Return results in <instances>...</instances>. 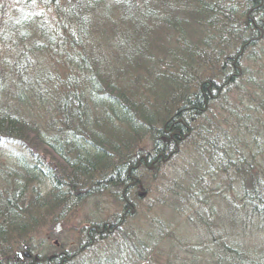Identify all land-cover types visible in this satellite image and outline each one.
Wrapping results in <instances>:
<instances>
[{"label":"trees","instance_id":"16d2710c","mask_svg":"<svg viewBox=\"0 0 264 264\" xmlns=\"http://www.w3.org/2000/svg\"><path fill=\"white\" fill-rule=\"evenodd\" d=\"M8 1L10 2L11 0ZM116 1L119 3V5H117L115 2L112 7H101L103 10H105L104 14H106V17L101 18V20L109 21L112 20L111 17L113 16L115 20L113 23L118 24L119 29H117L116 32L114 29V33L112 34L114 36L110 43H103L102 45L100 44V46L110 51L111 55L113 51H115L118 55L117 58L120 59V61L125 65L122 67L111 66L110 64L103 66L102 60L101 62L99 60L102 58L109 63L110 61L108 60L107 56L100 52L99 49L96 51L97 56L93 55L95 52H88L84 49L89 43V39L87 38L89 37L88 33L91 30L90 28L85 27L83 22H81L80 17L82 12L84 9L88 10L90 8H92L91 11L95 10L96 7L98 8L102 3H105V0H85L84 3L79 1L69 5L64 9L57 6L55 8L58 16L56 20L57 25H54L53 28L42 22L39 18V15L37 14H32L28 19L24 18L25 15H21L20 18L16 20V25L19 27L16 25H10V27H8L7 23H3V25L0 26V29L4 28L2 34V39L4 41L9 42L10 40H13L15 43L22 41V45L27 41L30 42V44L27 42L24 46L30 52V54L32 51L33 54L34 52L39 53L38 51L41 48L48 47V45L52 43V39H56V43L60 45V50L56 49L54 52H59V61L64 60L62 66L65 67V72L67 75L58 77L59 80L54 84V87L56 88L61 85L62 88H66V91H64L65 96L62 97V100L64 98H69V100L63 104H60L61 102H57V106L62 105V107L58 106V111L64 109L66 110V106L70 104L76 105V101H78L77 105H83L84 96L87 95L86 107L83 108V106H78V108L80 112L81 109L87 110L88 115L92 117H89V122L88 124L84 125L85 128L83 130H76L72 132L69 131L68 137H47L48 140L46 139L45 143H43L47 145V149L45 150L54 154L52 157L58 162V173L52 169H40V167L44 165L40 162V157L37 154L33 156L32 160L35 164V169L32 167L33 165L29 166L24 159L19 160V158L15 165L9 167L8 171L10 172L8 179H11L16 189L14 190V188H12L10 190V196L7 192L0 193L1 244L6 242L5 237H7V235L13 236L14 234H19L21 236L23 233H26L33 222V215L36 211L40 212V210L43 209L44 212V210L49 205L51 209L55 207L58 210L59 208L62 209L69 206V204L71 206V204H77L78 202L83 203L85 198L90 200V198L95 196V192L99 193L104 187L119 191V198L128 210L130 208L129 206L132 205L131 200L129 199L130 195L132 194H130L132 189L131 186L137 180V177L141 176L138 167L143 166L142 168H144L153 164L150 162L153 160L152 156L147 157V160L146 156L142 152L140 153L134 151V143L137 140L136 135L141 136L144 134H149L151 135L152 140L156 142L160 140V138H157V136L159 134L165 133L166 131L170 133L171 137L172 134L175 133L181 134L180 129H183V127L175 125V122L177 121L173 117L175 113H183L182 116L184 115V117H187L188 119L187 125L189 123L191 126H200V124L197 125L196 123H198V118L201 116V111L204 110V107L209 103V105H212L214 99L211 100V96L216 98L220 92V86H218L219 79L222 81L223 78V82H226L227 80V83L234 79L235 82L233 84L235 85L237 82L236 78L238 77L242 83H248L250 88L254 86L253 89H256V91L257 89H261L257 95H255L256 92L253 91L254 94H249L245 96V98L249 96L248 98L250 101H254L256 97L262 98L261 103L256 104L254 107H251V109H255L258 112L259 110L260 112H263L264 110V85L262 83L260 84L259 82H256L255 79H251L253 76H250V74L239 73L237 69H235L238 67L237 61H235V64L232 62V66L230 67L231 72H228L227 67L224 66L219 68V76L214 75V71H212L210 74V77H212L211 81H204L203 78L202 81H200L198 78L199 67H197L196 61L194 59L196 55L195 49L197 48V42H200L201 38L197 37V40L189 42L190 39L188 38H191L192 30H197V32H199L198 30H200V28H196L201 27L202 29L207 27L210 29L214 40L216 37L225 41L227 37V40H229L230 37L235 35L240 36L242 39L245 38L244 35L246 33H237L229 28L231 27L230 24H233V15L231 12L227 13V11L223 9V5L220 6L221 2L226 4V0H185V2L181 3L177 0H171V2H167L166 0L162 2V0H158V2L160 1V8H154V10L151 6H146L147 0H143L144 2L139 0ZM163 3L164 7H161V4ZM227 4L231 5L230 3ZM232 4L233 8H237V5L234 3V1H232ZM254 4L256 7L255 9H258V11L260 9L261 12L259 13L263 16H258V18L260 17V19L264 20V7L262 0L255 1ZM140 5L143 6V9L139 12L140 9L138 10V8ZM2 8L3 7H1V9ZM164 8H166V12L164 11ZM206 8L214 9V17L212 19L205 18ZM158 13H160V15ZM153 14L155 17H153ZM234 16L236 17L237 15L234 14ZM138 17L140 19H138ZM32 21L33 23H30ZM138 21H140L139 25ZM28 23L32 24L33 26L29 27ZM152 24L153 26H150ZM162 25L164 28L159 29L163 33L160 38L162 45L166 46L167 54H165L169 60L168 67H165L164 71L156 70L158 64L161 63L158 59L161 53L158 45L159 38L156 35L158 34V31H155V27ZM68 28L71 29L69 33H67ZM260 29L264 30V27H261ZM83 30L85 34L81 32ZM80 36V39L84 41V44H78L82 47L78 46L76 43V39H78ZM222 36H225V38ZM117 37L120 39L115 41L114 38L117 39ZM152 37L154 40L148 43L149 39ZM185 38L188 40V42L185 40ZM133 39L134 41L131 42L130 40ZM191 39L194 40V38ZM128 41H130V45L128 44ZM201 42L203 43V40ZM68 44L71 45L70 51L68 49ZM203 44L205 46L214 45L213 43L209 45L205 43ZM216 47L218 48V46ZM230 47L232 49L231 52H233L236 57L239 56V47L237 48V46L234 45H230ZM220 52L221 50L218 48V52L212 53L213 58H215V54L216 57L224 58V55H222ZM100 54H103V57H99ZM125 56L127 57L125 58ZM114 58L116 57L113 54V60ZM25 60L26 59L23 54L21 57H18L16 59L18 67L21 62L24 64L26 62ZM5 61L6 62L2 63L3 68L8 67L10 64V61ZM31 64H33V62ZM173 67H175V69H173ZM164 72L167 73L164 74ZM1 73L3 75V72ZM47 75L48 74L42 75L40 77L41 79L39 80H27L25 83L33 81L38 83L43 79L47 80ZM120 76L122 77L121 82ZM215 77L218 80V84L214 81ZM248 77L252 81L247 80ZM0 78H2L0 80L2 82L0 83V88L2 91H0V142H3L4 139L11 141L16 140L18 143L23 142L22 138L19 136L20 132L18 129L21 127L27 128L26 130H30L31 132V130L39 128L38 121L35 118H30L29 120L32 122L31 125L26 121L24 122L23 118L20 116V112L8 110V106L6 105L9 96L8 88L11 86V89H13L14 86L8 82L10 80L6 79L5 75ZM153 80L156 82L161 81V83H163L162 87L160 86V91H157L159 89H154L156 84ZM123 81L126 83L124 84ZM197 85L201 86L202 89H199L198 91V88L196 87ZM140 86H142V91H146L148 93L145 94V99H138L137 94H134L135 92H133V89H131L132 87L137 89ZM27 91L29 90H17L15 94L12 95L11 93V96L15 100L24 99V102H28L29 104V102L31 103V98L33 97L28 96ZM142 91L141 93L143 95ZM17 97L18 99H16ZM251 97H254L255 99L252 98L251 100ZM152 98L154 100H152ZM248 98L247 100H249ZM144 102H148L147 106L149 104V107L151 108L144 107ZM35 104L37 105V103ZM215 105H217V103H215ZM33 106L34 104H30L26 111H31ZM78 108L76 109L78 110ZM137 112L142 114L143 117L136 115ZM239 114L240 109L239 111L237 110L236 114H234L235 120L240 117ZM256 116L257 115H255V117ZM192 118L193 120L190 121ZM146 120L150 121V125H148V127H151V129L148 130L149 132L147 131V125L142 128L144 130L140 129L141 126H143L142 123H146ZM159 120L161 121V124H165L166 129L163 127L161 128L162 125L160 127L157 126ZM116 124L118 126L125 124V128H127L130 132L131 136L126 137V142L124 143H120L116 139L111 140L106 138L104 129L108 126L112 127ZM245 124L246 127L249 126V131H244L243 134L238 135L234 139H229L227 135L226 137L228 140H226L224 143H214L210 140L208 141L206 135L208 136L211 134V137L213 138L218 137L214 131L212 133L205 132L204 134L201 133V135L199 134L194 136L193 138L196 139L198 144L196 147H194L191 146L190 143V147L192 148L191 150L194 154L196 152L197 154H200L201 152L202 156H200L201 161H199V166H204V168L198 171L202 172L199 175L195 174L196 170L192 169L188 162L185 161L181 166L174 167L181 168L177 174L176 171L178 168L174 172H172L170 168L171 174L166 176H170L169 180L172 181V178H174L176 174V176L179 177V182L177 183L178 187L176 186V189L172 190L169 186V180L166 181V185L164 184L166 186L164 189L166 195L164 199H161L164 206H176V200L173 197L181 196V199L189 202L188 205L191 209L194 208V205L203 208L209 207L214 213H217V220L215 221L209 218L207 219V217H203L204 215L201 213L202 209L197 208L199 215L196 214L198 219L199 216L200 218L203 217L201 223L206 221V223L203 225L205 226L204 230H213L220 234L214 235V243L216 248H210L213 251L217 249L219 245L222 249V254L213 252L216 254V264H264V251H261L259 255H257L254 250H249L248 253H246L247 250L242 247L238 241L237 246H235L238 251L229 248V243L234 241L236 236L226 232L229 231L230 227L235 229L234 224L236 221H239L242 225V232H244L245 235L250 234V225L248 224L251 223L255 225L253 228L254 232L251 230V236L257 239L261 237L262 233L256 231V228L260 224L264 225V177H260L259 175V170L261 168L257 171L255 170V150H257L259 147L258 145H255V148L251 149L252 145H247L249 138L252 140L251 137L257 138L255 141L252 140L254 141L253 144L259 142L260 140L264 145V120L261 121L258 119V117H251L246 120ZM173 125L174 130L171 133L169 129ZM94 127L96 128V131ZM232 130L235 133L238 131V129H235V127ZM187 140L190 139L183 140L182 143H185ZM172 141L173 142L171 144H175V140H173V138ZM240 143L241 147H238ZM32 148L37 147H34L33 145L30 146L29 149L31 151H35ZM113 149H118V151L122 152L121 155L126 152L127 156L124 158V160L120 161L119 166L117 165L114 168H111L114 171L113 173L115 176L108 175L102 180L100 184L96 185L98 186L97 191L93 190V193H85V190L77 187L76 184H70V186H68V188L65 190H71L73 194L80 193L83 195H80L79 198L73 200L71 198L73 195H68L67 192L63 193L65 196L54 195V198L51 200L49 205L46 199H44L46 200L45 202L37 203L32 199L33 197L31 195L24 197L28 191L27 189L25 190V187L29 181L32 183L35 181H41L44 183L43 180L50 179L53 182L54 180L59 182L56 178L59 173L62 175V177H65L69 171L72 172L74 177H78L79 175L85 176V173L89 171L95 172L101 168H109L111 163L109 161L110 154L107 153V150L110 151ZM237 149H239V151ZM163 152L168 153V151H164V149ZM163 152H159L156 148L152 155H155V158H158ZM140 155H144V157H141ZM40 163L42 164L41 166L39 165ZM261 171V173H263L264 169ZM218 174H220V176L222 174L229 175L228 178L232 183L230 186L226 187L225 190L220 187L222 194L216 191V189H220L216 187L215 184ZM109 178H112V180L108 181ZM59 180L61 183L64 182L61 178H59ZM69 180L72 181L70 178ZM237 180H242L240 183L243 185L241 186L242 192L233 194L235 192L233 183ZM114 181L117 182V184ZM256 182L258 183L259 187H255ZM199 187L200 189H198ZM32 189L35 191L34 194L36 195L38 191L34 186L31 187V190ZM78 189L83 191L79 192ZM86 190L90 189L86 188ZM198 191H201L202 193L207 191L208 195H205L206 205L202 201H200V204L198 205L195 201L190 200L191 195L196 196L199 194ZM21 196H23V198ZM215 197H218L221 201L227 204V210H231L229 215L226 214L224 217L221 215V213H218V210H221V205L215 201ZM67 201H69L68 205ZM168 201L170 202L168 203ZM260 208H263L261 212L259 211ZM218 220H221V223L227 226L228 229L225 231H218L217 228L219 227L216 228L214 225L219 224L217 223ZM102 232V229L96 227L93 228V231H88L87 235L89 238H91V236L93 237L95 234L99 235ZM225 241H229L227 247L224 245ZM96 243H98V239L94 242V244ZM203 248L204 247H200L199 251H202ZM210 249L208 248L205 250L207 254L210 252ZM62 251L63 250H61V252ZM59 254L60 252H56V254L53 253L49 256L47 255L48 257L44 255L43 261L39 260V264H62L63 262L66 263L70 260L65 259V254H67L66 252L61 256ZM56 259L58 261H56ZM180 262L181 260L178 262V264ZM80 263L83 264L82 261H80ZM119 263L120 262L118 261V264ZM0 264H11L10 258L8 260L6 259L4 262L0 261Z\"/></svg>","mask_w":264,"mask_h":264},{"label":"rangeland","instance_id":"374dc122","mask_svg":"<svg viewBox=\"0 0 264 264\" xmlns=\"http://www.w3.org/2000/svg\"><path fill=\"white\" fill-rule=\"evenodd\" d=\"M79 1L83 3L85 2V0H53V3L52 0H11L10 2L8 0H0V26L3 25V23H7V26L10 27V25H16V20L20 18L21 15H25L24 18L28 19L32 14H37L42 22L53 28L54 25H57L56 20L58 17L55 8L59 6L64 9ZM139 1L144 2L143 0ZM166 1L171 2V0ZM177 1L180 3L185 2V0ZM232 1H234L237 5V8H233ZM255 1L258 0H226V4L221 2L220 6L223 5V9L226 11L230 8L228 10L229 12L236 13L237 16L232 19V23L234 26L243 27L246 22L251 21V19L254 20L255 18H258V16L263 17L259 13L261 12L260 9L259 11L258 9H255ZM115 2L119 5L116 0H105V3H102L98 8L95 6L97 9L95 8L93 11H91L92 8L83 10L80 17L81 22H83L85 27H88L91 30L89 31V37L87 38L89 39V43L87 44L88 46L86 45V47L83 48L88 52H95L93 53L95 56H97L96 51L99 49L100 52L107 56L110 61L109 63L102 58L99 60L100 62L102 60L103 66L110 64L111 66L122 67L125 65L117 58L118 55L115 51H113L111 55L110 51L100 46V44L102 45L103 43H110L114 36L112 35L114 33V29L115 32L119 29V25L113 23L115 21L113 16L111 17L112 20H101V18L106 17V14H104L105 10L102 9L103 6L112 7ZM159 2L158 0H147L146 6H151L154 10V8H160ZM162 2H164V0H162ZM227 3H230L231 5H228ZM262 3L264 7V0H262ZM1 7L3 8L1 9ZM161 7H164V3L161 4ZM142 9L143 6L140 5L138 8L139 12ZM165 9L166 8H164V11ZM158 14L160 15V13ZM153 17H155L154 14ZM138 19L140 18L138 17ZM30 23H33V21ZM139 23L140 21H138V25ZM16 26L19 27L18 25ZM28 26L32 27L33 25L29 24ZM150 26H153V24ZM163 28V25L155 27V31H158V34L156 35L159 38L158 45L161 53L158 58L161 63L158 64L156 70L161 71H164V68L168 67L169 64L168 57L166 56V46L162 45L160 38L163 33L159 29ZM199 28L201 31L198 30L199 32H197V30H192L191 32V38H194V40L191 38L188 39H190L189 42H192L197 40V37L201 38L200 42H197V48L195 49L196 55L194 59L197 67H199L198 78L200 81H202V78L204 81H211L212 77H210V74L212 71H214V75L219 76V68L221 66L227 67L228 72H231L230 67L232 66V62L235 64V61H237L239 68L237 67L235 69H237L239 73L250 74V76H253L251 79H255L256 82L264 85V30L261 29V32L259 31L255 34H252L250 29L245 30L246 34H249L248 39H252L253 41L254 39H257L258 44L255 47L252 46L248 50L243 51L240 57H236L233 52H231L232 49L230 45L237 46L238 48L239 43L243 40L240 36L236 37V40H233V37H230L229 40H227V37L225 41L221 38L215 37L214 40L209 28L205 27L201 29V27H198L196 29ZM3 30L4 28L0 29V77L5 75V78L10 80L8 82L14 86L13 89H11V86L8 88L9 96L6 103L8 106L7 108L9 111L20 112V116L23 120H28L30 118L37 119L39 125V128L31 130V132L30 130H26L27 128L21 127L18 129L20 132L19 136L22 138L23 142L18 143L16 140L11 141L4 139V146H0V193L7 192L10 196V190L12 187L7 186L3 179L9 167L15 165L18 158L19 160L24 159L27 165H33L32 167L34 168L35 164L32 160L33 156L37 154L40 157V162L44 165L41 166L42 164L40 163V169H52L58 173V162L52 157L54 154L45 150L47 149V145L43 143H45L46 139L48 140L47 137H68L69 131L83 130L85 128L84 125L89 122V117H92L88 115L87 110L81 109L80 112L78 108V106H83V108L86 107L87 95L84 96L83 105H77L78 101H76L75 104L77 106L70 104L66 106V110L64 109L58 111V106L62 107V105L57 106V102H61L60 104H63L68 101L69 98H64L62 100V97L65 96L64 91H66V88H62L61 85L56 88L54 87V84L59 80L58 77L67 75L65 67L62 66L64 60L59 61V52H54L56 49L60 50V45L56 43V39H52V43L48 45V47L41 48L38 51L39 53L34 52L33 54L32 51L30 54V52L24 47L28 41L23 45L21 44L22 41L19 43H15L13 40L6 42L2 39ZM70 31L71 29L68 28L67 33ZM81 32L84 33V30ZM222 37L225 38V36ZM80 38L81 36L76 39V43L83 45L84 41ZM119 39L120 38L118 37L117 39L114 38L115 41ZM153 40L154 38L152 37L149 39L148 43ZM185 40L188 42L186 38ZM202 40L205 44L209 45L213 43L214 45L205 46L201 42ZM130 41L133 42L134 39ZM130 41H128L129 45ZM28 44H30V42H28ZM78 46L80 45L78 44ZM216 46H218L221 50L220 53L224 55V58L216 57V54L215 58H213L212 53L218 52V48ZM68 49L69 51L71 50L70 44H68ZM239 49L241 48L239 47ZM22 54L24 55L26 62L24 64L21 62L18 67L16 59L21 57ZM103 54H100L99 57H103ZM113 54L116 57L114 60ZM126 57L127 56H125V58ZM5 60L10 61V64L8 67L3 68L2 63L6 62ZM32 62L33 64H31ZM30 68L32 71L36 72V74H39L38 76L48 74L46 76L47 80L43 79L38 83L33 81L34 83L26 82L23 84H16L15 81L19 80L21 77V73L19 71ZM173 69H175V67H173ZM1 72H3V75ZM165 73L167 72H164V74ZM32 75L34 76V74ZM249 77L247 80L252 81ZM236 79V86L234 84L231 85L230 82L227 83V80L226 82H223V78L222 81L219 79L218 86H220V92L218 93V96L216 98L211 96V100L214 99L212 105H209V103L204 107V110L201 111V116L198 118V123L196 124H200V127L212 124V129L207 127L209 130L208 133H212L214 131L216 136H218L216 139L211 137V134L208 136L206 135L208 141L210 140L214 143H224L228 140V138L234 139L238 135L243 134L244 131H249V126L246 127L245 124L246 120L249 118L258 117L259 120H264V110L263 112H260V110L258 112L255 109H251V107L261 103L262 98L256 97L255 99L254 97H251V100L252 98L255 99L254 101H250L248 98L249 96L245 98V96L249 94H254L253 91H255V95H257L261 89H257L256 91V89H253L254 86L250 88L248 83H242L238 77ZM121 81L122 77L120 76V82ZM125 81H123L124 84L126 83ZM153 81L156 84L154 89H159L157 91H160L163 83H161V81ZM214 81L218 84L216 77ZM131 89L135 92L134 94H137L138 99H145V94H148L146 91H142V86L137 89L132 87ZM17 90H29L27 91L28 96L33 97L31 98V103H22L21 101L18 102L13 99L11 93L13 95ZM141 91L143 92V95ZM247 98L249 100H247ZM152 100L154 99L152 98ZM35 103H37V105ZM147 103L148 102L143 103L144 107H149V104L147 106ZM215 103H217V105H215ZM30 104H34V106L31 111L27 112L26 109ZM76 108H78V110ZM239 109L240 117L235 120L234 114H236ZM136 115L143 117V115L138 112ZM255 115L257 116L255 117ZM192 120L193 118L190 119V121ZM160 122L161 121L159 120L157 124L159 127L161 126ZM121 126L116 124L109 129L108 127L105 128L104 133H106V138L111 140L116 139L119 141L123 137H130L131 135L128 129L124 128L122 130ZM234 127L235 129H238L236 133L232 130ZM94 129L96 131L95 127ZM108 131H110V133ZM227 135L228 138L226 137ZM136 137L137 140L135 141V146L133 147L134 151L140 153L142 152L146 156V159L147 157L152 156L153 162H150L153 164L149 167H138L141 176H138L137 180L131 186L132 189L130 194H132L129 199L131 200L132 205L129 206L130 208L128 210L119 198V191L116 189H108V187H104L99 193L95 192V196L90 198V200L85 198L83 203L78 202L77 204H71L70 206L68 203L69 201H67V205L69 204V206L66 205L67 207L62 209L59 208L58 210L55 207L51 209L49 205L44 212L42 209L40 212L36 211L34 213L33 222L31 223L29 230L27 232L25 231L26 233H23L21 236L19 234H14L13 236L7 235V237H5L6 242L3 244L0 243V261L4 262L6 259L8 260L10 258L11 264H39V260L43 261L44 255L49 256L50 254L60 252L59 255L61 256L66 252L67 254H65V259L70 260L66 263L63 262L62 264H80V261H82L83 264H118V260L120 263L122 262V264H178L180 260L181 262L179 264H216V254L213 252L222 254V249L219 245L217 249L213 251L210 248H216L214 235L220 234L213 230H204L205 226L203 225L206 221L201 223L203 217L210 219L206 211L208 207L203 208L194 205V208L191 209L188 205L189 202L181 199V196L173 197L176 200V206L174 207L164 206L162 203L163 201L161 200L164 199L166 195L164 189L166 187V181L170 178V176L166 177L168 174H171L170 168L171 171L174 172L178 168H174L175 166H181L182 163L186 161L192 169L196 170L195 174L199 175L202 172L198 171L204 168V166H199V161H201L200 156H202L201 152L200 154H197V152L194 154L191 150L192 148L190 147V143L191 146H197L198 143L196 139L192 138L185 141V143H179L180 145H176V143H168L166 138L155 142L149 134L141 136L136 135ZM251 138L254 141L257 139L256 137ZM252 140L249 138L247 145H252L251 149H254L255 145H258L259 147L255 150V170L257 171L261 168L259 170V175L260 177H264V172L261 173V170L264 169V145L260 140L259 142L253 144L254 141ZM32 145L37 147L32 148L35 151H31L29 149ZM167 145L172 147L174 146L175 149L177 147L176 153L171 150V152L168 151V153L163 152L164 147ZM238 147H241V143ZM156 148L159 152H163L158 158H155V155H152ZM184 150L187 152L185 153ZM237 150L239 151V149ZM108 152V154H110L109 161L111 163L109 168H101L95 172L89 171L85 173V176L79 175L78 177H74L72 172L68 171V174L65 176V180L69 178L72 179V183L84 189L85 193L92 192L93 190L97 191L98 186L96 185L100 184L108 175L115 176L113 173L114 171L111 168H114L117 165L119 166L120 161L124 160L127 156L126 152L122 155H116L111 151ZM144 155L140 156L144 157ZM180 170L181 168H178L176 174ZM176 174L175 177L172 178V181L169 180V186L172 190L176 189L177 183L179 182V177H177ZM217 177L218 178L215 181V184L218 188L221 187L225 190L226 187L232 184L228 178L229 175L227 174H222L221 176L218 174ZM111 180L112 178L108 179V181ZM241 182L242 180H237L233 183L235 190L233 194L242 192L241 186L243 185L240 184ZM115 183L117 184V182ZM255 187H259L257 182ZM86 188L90 190H86ZM221 188L216 189V191L222 194ZM198 189H200V187ZM82 191L83 190H79V192ZM198 192L199 194L194 192L198 195H191L190 200L195 201L196 204L199 205L200 201L205 203V195H208V193L207 191H204L203 193L201 191ZM215 198V201L221 205V210H218V213H221L224 217L226 214L229 215L231 210H227V204L221 201L218 197ZM169 202L170 201H168V203ZM197 208L202 209L201 213L205 212L203 217L200 218L199 216V219L196 215L198 214ZM215 220H217V217H215L214 221ZM217 223L219 224L214 225L216 228L219 227L217 228L218 231H225L228 229L227 226L221 223V220H218ZM105 224L110 226L111 230H104V232L100 233L98 235L99 237L97 236L98 243L94 244V242L89 239L87 232L93 231V228L96 227L101 228V226ZM116 224L118 227L113 229L112 226H115ZM234 225L235 229L230 227L229 231L226 232L228 234H234L236 239L231 243H229V241H225V247H227L229 243V248L237 250L235 246H237L238 241V243L247 250L246 253H248L249 250H254V252L259 255L261 251H264L263 224H260L256 228V231L262 233L261 237L257 239L251 236V230L254 232L253 228L255 225L251 223L248 224L250 225V234L246 235L242 232V225L239 221H236ZM0 239L2 238L0 237ZM90 244H92V246ZM141 245H144L147 249L142 250V247H140ZM200 247H204L202 251H199ZM132 248L134 249L133 251L131 250ZM208 248L210 249V252L207 254L205 250ZM61 250L63 251L61 252ZM241 251L244 252L243 250ZM18 257L20 259H18Z\"/></svg>","mask_w":264,"mask_h":264},{"label":"bare ground","instance_id":"6f19581e","mask_svg":"<svg viewBox=\"0 0 264 264\" xmlns=\"http://www.w3.org/2000/svg\"><path fill=\"white\" fill-rule=\"evenodd\" d=\"M229 9H227V13H229V11H228ZM235 15H236V13H234ZM234 14L232 13V15H233V17H232V19H234L235 18V16H234ZM214 17V9H205V18H208V19H212ZM237 19V18H236ZM236 22H238V21H236ZM231 25V27H229L232 31H235V32H237V33H246V31L245 30H248V29H250L251 30V32H252V34H255V33H257V32H259V31H261V27H264V20H262V19H260V17L259 18H255L254 20L253 19H251V21H248V22H246V24L243 26V27H241V26H234V24H230ZM233 28V29H232ZM248 36H249V34H246L245 35V38H243V40L239 43V47L242 49V51H241V49H239V52H240V54H239V56H241V54H242V52L243 51H246V50H248L249 48H251L252 46L253 47H255V46H257V44H258V41H257V39H254V41L251 39V40H249L248 39ZM236 37H238L237 35H235V36H233V40H236ZM239 56H237V57H239ZM20 73H21V77H20V79L19 80H17V81H15L16 82V84L17 83H21V84H23V83H25V81H27V80H29V81H32V80H39L40 79V77L42 76V75H44V74H42L41 76H38L39 74H36V72H34V71H32L31 69H29V70H21L20 71ZM32 74H34V76L32 75ZM2 78H0V80H1ZM235 82V80L234 79H232L231 80V82H230V84L232 85L233 83ZM0 83H2L1 81H0ZM197 88H198V91H199V89L201 90L202 89V87L201 86H196ZM0 91H1V88H0ZM2 92V91H1ZM16 99H18V97L16 98ZM17 101H21L22 103H25L24 102V99H20V100H17ZM205 101V100H204ZM183 114V113H182ZM182 114L181 113H175V115L173 116L177 121L175 122V125H179V126H181V127H183V129H180V131H181V134H172V137H171V135H170V133L169 132H165V133H162V134H159L158 136H157V138H166V140L169 142V143H172L173 141H172V138H173V140H175V143H182V141L183 140H186V139H192L194 136H197V135H201V133H208L209 132V130L207 129V127L208 128H210V129H212V124H208V125H206V126H198V127H195V126H191L189 123H188V125H187V117H184V115L182 116ZM28 122V123H32L29 119L27 120V119H24V122ZM146 123H142V125L143 126H141V128L140 129H142L143 127H145L146 125H147V131L149 130V129H151V127H148V125H150V121H148V120H146L145 121ZM126 123H128V122H126ZM162 126H161V128L163 127L164 129H166V126H165V124H161ZM18 127H19V125H18ZM126 127V125L124 124V125H122L121 126V129L123 130L124 128ZM110 127L108 126V129H109ZM142 130H144V129H142ZM170 132L172 133L173 132V130H174V125L173 126H171L170 127ZM146 131V130H145ZM154 131V130H153ZM109 133H110V131H108ZM149 132V131H148ZM121 140V141H120ZM118 142H120V143H124V142H126V138H121ZM5 142L3 141V142H0V146H2L3 144H4ZM4 146V145H3ZM1 148V147H0ZM164 150L165 151H174V153H176V151H177V147H176V149H175V147H172V146H169V145H167V146H165L164 147ZM107 151H109V150H107ZM106 151V152H107ZM112 153H115L116 155H119V154H121L122 152H120V151H118V149H113V150H110ZM162 152V151H161ZM107 153H109V152H107ZM177 155V154H176ZM9 172L10 171H7L6 173H5V179H3V181L7 184V186H10V187H12V188H14V190L16 189L15 188V185L13 184V182L11 181V179H8L9 178ZM56 178L58 179V181L59 182H57V180H54V182L52 181V180H50V179H45V180H43L44 181V183H42L41 181H35V182H31V181H29V183H27V185H26V187H25V190L27 189L28 191H27V193L24 195V197L26 196V197H28V195H31L33 198V200H35L37 203H42V202H45L46 200L48 201V205H49V203L51 202V200H53V196L54 195H58V196H61V195H63V196H65V194H63V193H65V192H67L68 193V195H73L71 198H72V200L73 199H77V198H79V196L81 195H83V194H80V193H76V194H73L72 192H71V190H65V189H67L68 188V186H70V184H72V185H74L73 183H72V181L71 180H69V179H67V180H65V177H62V175L59 173L57 176H56ZM59 178H61L64 182L63 183H61V181L59 180ZM63 185V186H62ZM35 187L36 188V190L38 191L37 193H36V195L34 194L35 193V191L32 189L31 190V187ZM77 187H79L78 185H77ZM31 190V191H30ZM22 198H23V196H21ZM21 198V199H22ZM44 199H46V200H44ZM263 210V208H260L259 209V211L261 212ZM206 211H207V213H208V215H209V217H210V219H212V220H214L215 219V217H217V213H214L209 207H208V209H206ZM205 213V212H204ZM204 213H203V215H204ZM208 219V218H207ZM112 226V225H111ZM113 227V229L115 228V227H118V225L116 224L115 226H112ZM100 229H102L103 230V232H104V230L105 231H109L110 229H111V227L110 226H108V225H102L101 226V228ZM98 234H95L93 237L91 236V238H89L91 241H93V242H95L97 239H98ZM97 237V238H96ZM91 245V244H90ZM140 247H142V250L143 249H147V247H145L144 245H141ZM132 251L134 250L133 248L131 249ZM130 250V251H131ZM132 253V252H131ZM133 254V253H132ZM136 257V256H135ZM18 259H20V258H18ZM56 261H58L57 259H56ZM119 261V260H118ZM18 262V261H17ZM19 264V263H18ZM81 264V263H80ZM119 264H122V262L121 263H119Z\"/></svg>","mask_w":264,"mask_h":264}]
</instances>
